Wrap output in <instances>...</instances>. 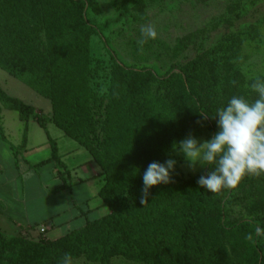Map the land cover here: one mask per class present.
<instances>
[{
    "label": "trees",
    "instance_id": "trees-1",
    "mask_svg": "<svg viewBox=\"0 0 264 264\" xmlns=\"http://www.w3.org/2000/svg\"><path fill=\"white\" fill-rule=\"evenodd\" d=\"M98 12L97 0H0V68L47 99L51 108L39 113L0 87V116L2 108L18 113L23 145L33 118L42 127L52 122L85 148L100 168L97 195L108 208L55 240L0 231V264H61L65 253L73 264H242L230 261L222 242L248 233L255 240L249 242L251 264H264V237L254 233L255 226L264 227V215L230 222L227 209L237 190L222 191L215 204L213 194L197 184L210 167L185 178L176 165L173 182L154 186L147 203H141L149 163H163L189 133L196 136L205 129L207 140L218 131L211 116L227 105L215 90L220 67L211 63L208 51L163 72L127 65L103 33L109 21L96 24L89 18ZM93 35L111 60L103 96L91 86L97 71L88 49ZM200 112L209 118L198 124ZM0 135L4 138L1 125ZM49 143L51 156L39 165L64 166L55 142ZM255 178L245 177L239 187ZM212 205L216 211L209 217Z\"/></svg>",
    "mask_w": 264,
    "mask_h": 264
},
{
    "label": "rangeland",
    "instance_id": "rangeland-1",
    "mask_svg": "<svg viewBox=\"0 0 264 264\" xmlns=\"http://www.w3.org/2000/svg\"><path fill=\"white\" fill-rule=\"evenodd\" d=\"M97 2L99 12L90 13L89 18L96 24L109 21L103 33L110 47L125 64L137 67L151 66L163 72L172 65L184 64L197 52L208 51L211 63L220 67V72L214 74L215 79L221 81L219 88L215 90L224 94L226 103L234 95L243 96L250 101L257 98L250 85L256 78L264 80V0H97ZM146 24L155 26L158 38L148 40L143 50H140L137 44L141 38L140 27ZM88 49L93 58V65L97 66L91 86L94 93L103 96L108 86L111 60L95 35L90 37ZM231 81H236V84L233 85ZM0 84L4 90L9 88V91L5 92H13L31 105L43 111L50 109L47 99L1 68ZM6 111L2 108L9 135L7 139L0 135V150L8 143L16 144L20 133L15 127L17 118L14 122L8 121ZM214 121L216 124L215 118ZM206 136L207 131L204 129L195 137L203 141L206 140ZM69 141L75 143L73 140ZM168 158L177 161L185 178L194 177L202 171L199 165L195 172L189 170L183 156L178 155L174 147L165 154V159ZM2 164L4 170L0 180L5 183L0 187V196L7 202L6 214H9L11 208L16 209L18 219L40 221L56 212L61 213L54 216V222L75 217L70 225H62L56 230L47 231L49 238L63 235L108 211L103 207L81 216L80 210L76 207L65 211L67 206L65 196L53 192V187L58 183L56 169L64 171L63 166L47 163L21 171L19 181H15L11 166L4 162ZM71 177L72 173L63 175L66 184H69ZM213 196L215 204L222 197L221 194ZM80 208L84 211L85 205H81ZM215 211V206L212 205L209 217L214 216ZM255 214L264 215V175L239 187L227 209L230 222ZM245 236L246 234L230 236L222 242L231 262L239 261L242 264L253 262L250 244ZM28 237L36 238L29 235ZM39 237L40 235L37 239Z\"/></svg>",
    "mask_w": 264,
    "mask_h": 264
},
{
    "label": "clouds",
    "instance_id": "clouds-1",
    "mask_svg": "<svg viewBox=\"0 0 264 264\" xmlns=\"http://www.w3.org/2000/svg\"><path fill=\"white\" fill-rule=\"evenodd\" d=\"M141 38L137 41L140 50L148 40L158 38L152 24L140 27ZM233 85L236 81H231ZM257 98L250 101L243 96H232L227 105L216 110L218 131L210 139L200 141L189 133L174 145L178 155H182L189 170L195 172L197 165L211 170L197 179V184L208 192L220 195L225 190H238L242 180L247 176L264 175V80L256 78L250 85ZM200 124L209 115L200 112ZM177 161L166 159L163 163H149L142 176L141 203L146 204L150 189L154 186L173 182L172 173ZM256 237H264V227L255 226ZM245 239L255 242L252 233ZM61 264H73L70 253H65Z\"/></svg>",
    "mask_w": 264,
    "mask_h": 264
},
{
    "label": "crops",
    "instance_id": "crops-1",
    "mask_svg": "<svg viewBox=\"0 0 264 264\" xmlns=\"http://www.w3.org/2000/svg\"><path fill=\"white\" fill-rule=\"evenodd\" d=\"M0 87L4 90L1 84ZM4 91H9V88L8 90L6 89ZM7 93L9 95L18 97L13 94V92ZM23 101L26 102L25 100ZM33 107L36 109L37 112H41L44 114H48L51 110L50 108L49 110L43 111L41 108L35 106ZM6 110V116L8 121L11 120L12 122H14L17 118L18 121H16L15 127L20 133L19 139L17 140L18 142H16V144H10L13 146L14 151L8 148L7 145H4V147L0 150V175L3 173L4 170L2 162L7 163L11 166V168L13 169L15 181H19L18 178L21 174V171L31 170V168L40 167L41 165L47 163H54L46 162L44 164L39 165L41 162L51 156V149L49 143V139H51L55 142L58 156L60 157L61 162L64 164V171L56 169V177L58 183L53 187V192L56 194H63L65 196L64 199L67 202L65 211H68L71 207H76L80 210L79 216H81L89 211L106 207L105 205H103L102 200L97 195L98 189L102 184L101 178L98 176L100 168L98 164L92 159L91 154L85 148L79 146L75 141H73L75 143H71L69 139H72L65 136L63 131L57 126H55L52 122H47L45 126L42 127L33 118L29 119L27 123L26 141L23 145V122L19 120L18 113L16 111L8 109ZM0 117L2 133L3 136L7 139V135H9V130L4 121L5 117L3 116L2 109ZM65 170L67 171L65 173L66 175H70L72 173V177L70 178L69 184H66V182L63 180V177L60 175L62 172H65ZM4 183L5 182L0 180V187L3 186ZM81 205H85L84 211L81 210ZM6 208H8L7 202L0 196V231L7 236L23 234L32 237L35 236L37 238L39 235H42L50 240H55L62 235L56 238H49L46 234L47 231L56 230L62 225L68 226L70 225L71 220L75 218L72 216L68 219H62L58 222H54V216H58L61 213L56 212L55 214L41 219L40 221L26 220L21 218L18 219L16 209L10 208L9 214H6ZM33 225V228H29ZM41 227L44 228V232L42 233L40 232Z\"/></svg>",
    "mask_w": 264,
    "mask_h": 264
},
{
    "label": "built area",
    "instance_id": "built-area-1",
    "mask_svg": "<svg viewBox=\"0 0 264 264\" xmlns=\"http://www.w3.org/2000/svg\"><path fill=\"white\" fill-rule=\"evenodd\" d=\"M40 232L41 233L44 232V228L43 227L40 228Z\"/></svg>",
    "mask_w": 264,
    "mask_h": 264
}]
</instances>
